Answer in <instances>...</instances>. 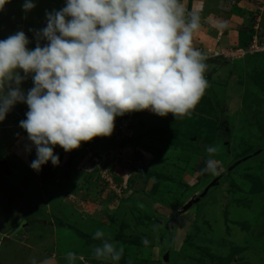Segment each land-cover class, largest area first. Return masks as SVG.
Listing matches in <instances>:
<instances>
[{
    "label": "rangeland",
    "instance_id": "obj_1",
    "mask_svg": "<svg viewBox=\"0 0 264 264\" xmlns=\"http://www.w3.org/2000/svg\"><path fill=\"white\" fill-rule=\"evenodd\" d=\"M32 2L25 12L24 0H8L0 40L23 31L34 50L45 13L66 6ZM216 39L201 29L193 34V47L206 56L209 87L190 116H118L108 137L71 152L56 145L58 166L30 168L35 147L26 151L30 142L19 127L29 109L14 105L0 121V264H68L70 251L75 264H113L92 254L98 229L123 246L117 264H264V55L221 64L213 53L228 46ZM33 75L20 85L25 95ZM211 146L217 151L210 155ZM208 160L217 174L207 170ZM196 198L171 227L170 218Z\"/></svg>",
    "mask_w": 264,
    "mask_h": 264
},
{
    "label": "clouds",
    "instance_id": "obj_2",
    "mask_svg": "<svg viewBox=\"0 0 264 264\" xmlns=\"http://www.w3.org/2000/svg\"><path fill=\"white\" fill-rule=\"evenodd\" d=\"M7 2L0 0V10ZM34 7L24 0L23 11ZM45 15L47 26L34 32V50L26 47L23 31L0 40V121L16 103L28 106L19 127L30 142L26 151L35 147L30 168L36 172L48 161L59 165L56 145L71 152L81 142L108 137L115 118L126 113L190 116L209 87L206 56L192 45L200 17L186 16L180 0H66L61 10ZM29 74L34 86L25 95L20 85ZM206 151L211 155L217 148ZM206 166L217 174L213 160ZM93 239L100 241L92 248L95 259L121 260L123 246L103 230ZM66 257L68 264L78 258L71 251ZM31 264L38 262L33 258Z\"/></svg>",
    "mask_w": 264,
    "mask_h": 264
},
{
    "label": "crops",
    "instance_id": "obj_3",
    "mask_svg": "<svg viewBox=\"0 0 264 264\" xmlns=\"http://www.w3.org/2000/svg\"><path fill=\"white\" fill-rule=\"evenodd\" d=\"M180 2L185 8L186 16L199 15L201 33L212 42L219 38L224 47L232 45L238 47L237 45L248 42L253 32L264 35V0H180ZM218 23H225L227 26L219 28ZM247 29H250L249 33ZM220 46L223 47L222 44Z\"/></svg>",
    "mask_w": 264,
    "mask_h": 264
},
{
    "label": "built area",
    "instance_id": "obj_4",
    "mask_svg": "<svg viewBox=\"0 0 264 264\" xmlns=\"http://www.w3.org/2000/svg\"><path fill=\"white\" fill-rule=\"evenodd\" d=\"M220 52H214L213 59L215 57H220L222 60L236 62L245 56H250L253 54H264V35L255 33L251 36L250 40L243 47H230L221 48ZM210 56V55H209Z\"/></svg>",
    "mask_w": 264,
    "mask_h": 264
},
{
    "label": "water",
    "instance_id": "obj_5",
    "mask_svg": "<svg viewBox=\"0 0 264 264\" xmlns=\"http://www.w3.org/2000/svg\"><path fill=\"white\" fill-rule=\"evenodd\" d=\"M198 202V199H194V200H190L189 202H187L181 211H177L175 215H173L170 220H169V225L172 227L174 222H175V219L181 214V213H184L186 212L192 205H194L195 203ZM163 261L164 262H167L168 261V253H165V255L163 256Z\"/></svg>",
    "mask_w": 264,
    "mask_h": 264
},
{
    "label": "trees",
    "instance_id": "obj_6",
    "mask_svg": "<svg viewBox=\"0 0 264 264\" xmlns=\"http://www.w3.org/2000/svg\"><path fill=\"white\" fill-rule=\"evenodd\" d=\"M259 54H260V55H264L263 53H259ZM259 54H253V55H259ZM253 55H250V56H253ZM250 56H248V57H250ZM214 59H215V58H214ZM219 61H221V62H219ZM217 62H219V63H221V64H222V63H225V61H222L221 58H218V61H217ZM121 118H122V116H121ZM176 121H178V120L175 119V118H171V122H172V123L174 122V124H175V123H177ZM172 123H171V124H172ZM167 127H169V126H167ZM225 142H227V141H224V144H225ZM67 163H68V162H66V163L64 164V166H67ZM69 167H70V166H69ZM69 167L67 166V168H65V167H64V168H65L67 171H69V170H68ZM58 225H62V224H59V223H58ZM62 226H63V225H62ZM89 239H91V238H89Z\"/></svg>",
    "mask_w": 264,
    "mask_h": 264
}]
</instances>
